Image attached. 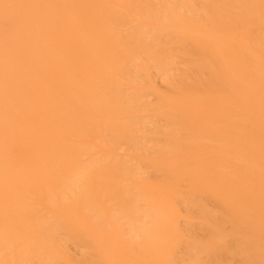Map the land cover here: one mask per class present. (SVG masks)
I'll list each match as a JSON object with an SVG mask.
<instances>
[{
  "label": "bare ground",
  "instance_id": "bare-ground-1",
  "mask_svg": "<svg viewBox=\"0 0 264 264\" xmlns=\"http://www.w3.org/2000/svg\"><path fill=\"white\" fill-rule=\"evenodd\" d=\"M0 264H264V0H0Z\"/></svg>",
  "mask_w": 264,
  "mask_h": 264
}]
</instances>
